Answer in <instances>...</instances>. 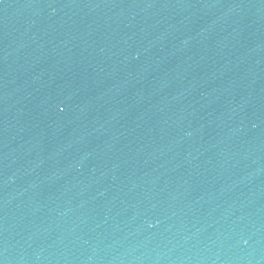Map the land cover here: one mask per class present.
<instances>
[{
    "label": "water",
    "instance_id": "water-1",
    "mask_svg": "<svg viewBox=\"0 0 264 264\" xmlns=\"http://www.w3.org/2000/svg\"><path fill=\"white\" fill-rule=\"evenodd\" d=\"M0 264H264V0H0Z\"/></svg>",
    "mask_w": 264,
    "mask_h": 264
}]
</instances>
